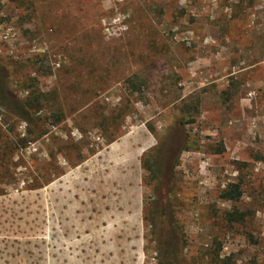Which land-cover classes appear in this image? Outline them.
<instances>
[{"label": "rangeland", "instance_id": "rangeland-1", "mask_svg": "<svg viewBox=\"0 0 264 264\" xmlns=\"http://www.w3.org/2000/svg\"><path fill=\"white\" fill-rule=\"evenodd\" d=\"M162 246L264 264V0H0V264Z\"/></svg>", "mask_w": 264, "mask_h": 264}, {"label": "trees", "instance_id": "trees-1", "mask_svg": "<svg viewBox=\"0 0 264 264\" xmlns=\"http://www.w3.org/2000/svg\"><path fill=\"white\" fill-rule=\"evenodd\" d=\"M24 121L26 123H29L27 119L24 118ZM182 134V133H181ZM180 134V136L177 137L176 139V149L178 148L179 150L182 151V149H184L185 147V143H186V137L182 136ZM177 159V158H176ZM175 159L172 169L174 168L177 160ZM237 190V188H236ZM235 196H232V194H227L226 196H224V199H227L228 201H237L240 198V194L238 191L235 192ZM159 202L157 204V211L155 213V216L157 214V216L155 217V221H157V224L161 227L164 226H168L169 223V206H168V196L166 194V192H162L161 194H159ZM156 223V222H155ZM160 238H163V234L160 235ZM161 243V242H160ZM166 245V244H165ZM162 256L164 255L165 257L162 258V260L160 261V264H169V251L167 249L166 246H162V251H161Z\"/></svg>", "mask_w": 264, "mask_h": 264}]
</instances>
